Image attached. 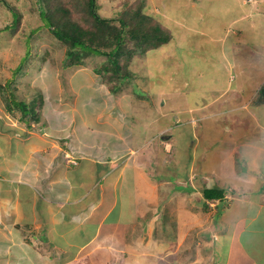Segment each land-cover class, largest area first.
I'll return each mask as SVG.
<instances>
[{
  "label": "rangeland",
  "instance_id": "1",
  "mask_svg": "<svg viewBox=\"0 0 264 264\" xmlns=\"http://www.w3.org/2000/svg\"><path fill=\"white\" fill-rule=\"evenodd\" d=\"M119 1L121 0H96L98 13L107 18L113 17L120 9L117 7ZM140 1L145 8V13L151 14L168 29L172 38L169 43L147 57L132 59L129 70L133 79L125 83L117 94H110L89 66L66 68L62 65L66 47L42 25L39 12L34 10L32 5L33 0L1 2L0 29L11 24L12 21L7 3L18 8L20 22L13 33L7 29L0 31V82L3 84L6 79H9L14 68L22 61L23 65L20 74L15 77L12 84V91L18 100L24 102L30 100L32 96L38 94L42 96V107L39 112L44 125L39 127V124H31L30 129L20 126L15 120L18 113L11 116V113L6 111V104L10 101L7 93L1 92L0 140L5 137L11 139V142L17 141L20 144L22 140L29 139L24 137H31L34 134L36 137L49 138L57 145L61 136L64 139L61 142H64L65 148H69L70 156L73 157L68 160L74 164L76 159L72 153L84 155V158L94 153L88 151L89 148L95 147L91 145L88 148L84 143V135L92 133L91 139L100 140L99 132L95 128L84 129V127H89L91 122H95L103 124L108 131L112 132L113 145L121 149L117 155L120 161L123 158L126 162L127 158L137 151L140 152L133 149L137 141V138L131 137L133 132L141 130V139L144 134H150L147 142L142 143L145 144L146 149L143 152L145 154L143 162L137 172L139 181L137 175H131V166L129 169L127 165V169H121L123 174L120 178L123 179L118 185L120 191H123L121 187L124 178L130 182L132 177L134 185L132 199H135V206L142 207L143 200L150 205L155 199L168 200V206L164 201L160 209L163 210L166 207V217L164 215L162 217L166 223L174 224V227L176 225L174 214L177 210L185 213L189 210L194 217L181 223L183 231L181 238H178L180 241L170 243V240L175 239L172 233L161 238L162 244L159 246H157L158 243L155 246H149V242L160 235L161 229H159L160 224L155 223L160 219L159 211L155 207L151 210L148 208L147 214L139 219L146 220L145 234L151 240L144 245L141 239L139 246L142 245L146 250L153 248L151 252L155 255L149 258L141 257L139 260L137 257L139 263L135 261L130 264H217L218 259L214 251L216 236L226 234L233 226L227 225L228 229L221 230L216 228V225L223 222L221 219L230 222L236 218L229 216H233L234 202L238 200L236 196L241 190L234 189L232 194H226L221 211H215L216 203L210 201L209 209L204 210L200 203L199 207H193L201 198V186H212L217 183L215 177L211 180L212 178L204 176L206 170H202L200 157L195 155L192 160L190 146L192 141L189 137L193 132V136L197 139L196 142L193 141L195 144L200 141L201 145V141L206 139L213 142L217 148L223 147L224 150L233 151L237 155L234 157L236 164H228L227 169L221 160L220 149H218V157L215 160L212 157L208 161L210 169L215 166L216 169L225 173H229L233 166L244 168L238 165L243 161L238 156H242L245 146L250 147V142L263 143L264 133L262 134L254 127L250 117L242 110L228 111L230 106L225 105V101L233 100L234 105L239 104L245 110L247 104H242V101L254 98L256 94L245 96L244 94L249 95L253 87L242 88L238 82L249 76L252 77V84H256L254 83L256 80L264 83V0ZM74 3L77 4V2ZM226 37L228 44L224 46ZM220 38H224L222 42ZM240 39L244 40L243 43L246 45L240 47ZM26 44L30 45L29 55L23 61ZM94 60L98 61L99 58L94 57ZM239 69H242V74L237 75L234 82H231L226 89L228 78L231 77L229 75ZM231 85L235 86L230 88ZM241 89L244 97L234 96L241 92ZM180 93H182L181 98L176 97ZM185 94H187L186 97ZM82 96L93 98L87 99L86 104H82L79 103ZM210 100L213 106L210 109L215 114L208 110L207 105L202 107V104H208ZM263 110L264 108H251L261 123H264V113H261ZM70 146L78 147L73 151ZM129 146L133 151L128 149ZM181 151H185L184 156L188 159L177 162L176 157L178 158ZM11 152L6 155L14 154V151ZM6 155L0 154V158L2 157L0 181L15 172V165L10 164L11 160ZM80 155L79 158L83 157ZM31 159L24 163L23 170H19L18 174L29 173ZM133 160L132 158V162ZM6 167L10 172L8 174L3 173ZM206 169H208L207 166ZM32 178L35 177L31 176L29 181ZM231 179H233L231 176H227V180ZM20 181L26 182L19 178ZM147 181L151 187L145 186L144 183ZM3 186L0 184V190L5 188L8 192L9 188L6 185ZM175 201L182 203L178 205ZM148 213L153 215L151 221H149ZM216 214L219 216L217 221L214 219ZM242 217L249 222L248 215L240 216L241 219ZM7 227L12 228V226ZM195 227L198 229L187 231ZM216 229L221 232L215 235ZM87 252L85 253L83 249L81 253L86 255L83 258L85 261L88 260Z\"/></svg>",
  "mask_w": 264,
  "mask_h": 264
},
{
  "label": "crops",
  "instance_id": "2",
  "mask_svg": "<svg viewBox=\"0 0 264 264\" xmlns=\"http://www.w3.org/2000/svg\"><path fill=\"white\" fill-rule=\"evenodd\" d=\"M238 32L240 33V31ZM227 37L223 42L224 46L228 44L226 42ZM223 39L220 38V42ZM243 42L244 40L240 39V47L246 45ZM241 74L242 69H239L232 73L233 76L229 75L231 77L228 78L226 89L231 82H234L237 75ZM251 81L253 82L252 77L248 76L238 82L242 88L253 87L249 95L244 94L241 89V92L234 94V96L244 97L242 95L244 94L249 97L255 95L263 82L256 80L254 82L256 84H252ZM233 86L235 85H231L230 88ZM221 92L225 93V91ZM181 95L182 93L176 97L181 98ZM186 96L187 94H185ZM252 98L242 101V104H247L245 110L239 104L234 105L233 100H226L225 105L230 106L228 109L230 112L244 111L253 121L254 127L263 134L264 123L259 121L251 108L263 109L264 105H253ZM207 103L202 104V107L207 105L209 110L213 107L211 100ZM212 113L215 114L214 111ZM261 113H264V110ZM91 123L89 127H84V129L95 128L98 130L101 139H91L92 133L85 134L84 143L88 148L94 145L95 148L88 149L94 153L84 158V155L71 152L76 159L74 164L68 160L73 157L70 156L69 148H65L64 142H61L64 140L61 136L57 145L51 142L49 138L36 137L34 134L31 137H24L29 139L22 140L23 142L20 144L17 141L11 142V139L5 137L1 138L0 154H11V151H14V154L6 156H9L10 164L15 165V172L14 174L11 173L12 175L5 180L0 181L1 186L6 185L9 188H6L8 192L5 188L0 190V264H130L135 263V261L139 263L137 261L141 257L149 258L155 255L151 252L153 248L150 247L146 250L142 245L139 246L141 239H143L144 245L151 240L145 234L146 220L139 219L142 215L147 214L148 208L151 210L152 207H155L159 211L158 217L160 219L155 223L160 224L159 229L161 231L159 233L162 235V237L157 235L154 241L149 242V246H155L157 243L159 246L162 244L161 238L172 233L175 239L170 240V243H174L183 231V224L181 223L184 220L193 219L194 214L191 211L185 210L188 212L185 213L177 210L174 214L176 215L175 227L172 223H166L162 217V215L166 217V207L163 210L160 209L164 201L168 206L166 199H155L151 205L143 200L142 207L135 206V199H132L134 195L132 194L134 191L132 190L134 189L132 177H130V182L124 178L121 187L123 191H120L118 185L123 179L120 178L123 174L121 169L126 168L127 165L129 169L131 166V175H137L139 181L140 177L137 172L143 162L145 156L143 152L146 149L145 144L142 143L147 142L150 134H144L141 139V130L133 132L131 137L137 138L136 142L133 140L135 142L133 149L140 152L137 151L130 158L124 155L128 159L125 162L123 158L120 161L117 155L121 149L119 146L113 145L114 136H112V132L108 131L103 124ZM190 130L192 132L191 127ZM104 137L105 140L103 141ZM189 139L192 141L191 145L189 144L192 147V160L195 155L200 157L202 170L208 172L205 171L204 176L212 178L211 180H214L213 177H215L217 183L212 186L202 185L201 190L219 188L224 191L222 200H209L211 203H216L215 211L222 210L221 207L224 205L222 202L227 197V193L234 192V189L241 190L239 191L240 194L236 196L238 200L234 202L233 216L228 215L230 218H236L230 222L221 219L223 222H220L218 226L216 225V228L221 230L228 229L227 225L233 226L226 234L216 236L217 242L214 251L215 257L218 259L217 264H264V141L262 144H260L261 142L257 144L250 142L249 148L245 146L242 156H238L243 160L242 164L239 163L238 165L244 168L233 166L229 174L228 172H221L215 166L210 169L208 161L212 157L214 160L218 157L220 147L217 148L213 142L206 139L201 141V145L200 141L195 144L197 139L193 136V132ZM94 142L96 144H93ZM75 148L70 146L73 151ZM133 149L131 147L130 150L133 151ZM179 154L178 158L176 157L177 162H183L185 158L188 159L184 156L185 151H181ZM220 154L226 169L228 164H236L234 157L237 155L230 149L224 150L222 147ZM79 155L83 157L79 158ZM30 158H32V165L29 173L18 174L19 170H23L24 163L28 162ZM132 158L134 162H132ZM186 164L189 166L188 162ZM8 167L4 169V174L10 173L7 170ZM31 176L35 178L29 181ZM227 176H231L233 179L227 180ZM19 178L26 182H19ZM144 184L151 187L148 181ZM242 191L246 192L242 193ZM200 195L201 198L193 207H199L200 203L202 208L205 204L209 209V201L202 197V193ZM177 202L175 201L176 204ZM180 203L178 202V205ZM207 208L203 209L206 210ZM148 215L149 221H151L153 215L151 213ZM247 215L249 222L243 217L240 218V216ZM217 218H219L218 214L215 215L214 219L217 221ZM7 226H12V228L9 229ZM212 226L214 230L213 223ZM197 229L198 227H195L187 231L191 232ZM218 229H216L215 235L221 232ZM208 232L210 233V231ZM83 249L85 253L89 251L86 261L83 260L86 257L85 253L81 255ZM142 261L147 262L143 259Z\"/></svg>",
  "mask_w": 264,
  "mask_h": 264
},
{
  "label": "trees",
  "instance_id": "3",
  "mask_svg": "<svg viewBox=\"0 0 264 264\" xmlns=\"http://www.w3.org/2000/svg\"><path fill=\"white\" fill-rule=\"evenodd\" d=\"M1 2L5 0H0ZM95 2L96 0H33L32 5L39 12L42 25L66 47L62 65L66 68L89 66L108 92L117 94L125 83L133 79L129 70L132 59L147 57L158 51L169 43L172 35L151 14L145 13L140 0L119 1V11L110 18L98 13ZM7 6L12 21L0 31L7 29L13 33L20 22V16L17 7L9 3ZM29 49L30 45L26 44L23 61L28 57ZM94 57L99 60L95 61ZM22 65L21 61L12 71L11 77L3 84L0 82V93L6 92L10 101L5 109L11 116L18 113L15 120L26 129H30L31 124L42 127L44 122H41L39 112L42 96L38 94L24 102L18 100L12 91V84L20 74ZM91 98L93 97L82 96L79 103L86 104V100ZM252 104L264 105V83L252 99ZM201 193L207 201L222 200L224 196V191L219 188L204 189ZM203 205L204 209L207 208V205Z\"/></svg>",
  "mask_w": 264,
  "mask_h": 264
}]
</instances>
